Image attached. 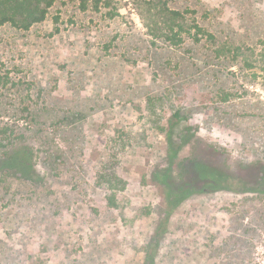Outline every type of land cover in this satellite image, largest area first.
Here are the masks:
<instances>
[{
  "label": "rangeland",
  "instance_id": "374dc122",
  "mask_svg": "<svg viewBox=\"0 0 264 264\" xmlns=\"http://www.w3.org/2000/svg\"><path fill=\"white\" fill-rule=\"evenodd\" d=\"M96 1L0 26V142L27 146L36 170L0 171V264H145L165 204L155 168L264 163V0H167L190 11L177 46L150 0ZM260 189L192 194L154 264H264Z\"/></svg>",
  "mask_w": 264,
  "mask_h": 264
},
{
  "label": "trees",
  "instance_id": "16d2710c",
  "mask_svg": "<svg viewBox=\"0 0 264 264\" xmlns=\"http://www.w3.org/2000/svg\"><path fill=\"white\" fill-rule=\"evenodd\" d=\"M57 0H0V26L11 24L16 28L29 30L36 23L43 22L50 11V8L56 3ZM82 9L88 8L87 0H79ZM101 0L96 1L95 8L99 9ZM150 7H159L163 17V21L168 26L165 31V40L169 41L171 45H180L184 42L183 33L190 32L180 22L186 18V14L190 11H185L170 8L167 0H150L147 1ZM106 5L111 2L107 1ZM149 7V8H150ZM152 9V8H150ZM119 12H113L112 15L118 16ZM153 22H156L153 20ZM150 32L152 35L157 36V27L150 24ZM196 33L194 34L197 40H200L199 34L207 35V38L215 43V35L209 31H205L199 23H194ZM219 55V48L215 49ZM174 116L180 118V112L177 111ZM177 123L174 124V126ZM168 133V139L171 143L173 140V129ZM191 127H188L190 130ZM8 128H5L7 131ZM4 131L0 129V132ZM2 140V139H1ZM9 140V139H8ZM3 141V140H2ZM188 141V140H187ZM15 142H7V144L0 142V171L7 173H15L23 179H33L36 174L34 163L32 162V151L27 146L19 145L16 147ZM169 154L174 156L175 150L170 149ZM243 173H233L223 169L220 165L209 159H204L200 156L192 157L182 164L180 174L174 172L172 167H157L152 171V181L158 185L165 198L164 209L160 212L158 229L150 237V242L145 247L146 263L154 264L159 248L161 246L162 238L167 233L168 222L174 210L181 205L187 198L194 193H211L216 191H231V192H248L260 189L261 184L264 183V163H252L249 166H244ZM261 174V175H260ZM263 178V179H262ZM117 180L116 175H111L108 180L112 188H119L113 180ZM122 181L120 180L119 183ZM263 182V183H262ZM259 187H253V185ZM121 188H124L122 184ZM115 195L111 196V200L115 204ZM113 197V198H112ZM163 213V215H162Z\"/></svg>",
  "mask_w": 264,
  "mask_h": 264
}]
</instances>
